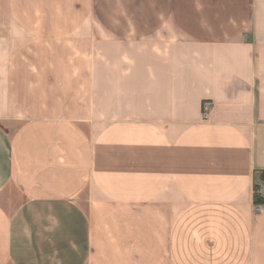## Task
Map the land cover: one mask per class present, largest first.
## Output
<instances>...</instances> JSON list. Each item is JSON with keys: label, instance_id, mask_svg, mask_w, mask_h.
Returning <instances> with one entry per match:
<instances>
[{"label": "crops", "instance_id": "obj_1", "mask_svg": "<svg viewBox=\"0 0 264 264\" xmlns=\"http://www.w3.org/2000/svg\"><path fill=\"white\" fill-rule=\"evenodd\" d=\"M263 173L264 0H0V264H264Z\"/></svg>", "mask_w": 264, "mask_h": 264}, {"label": "built area", "instance_id": "obj_2", "mask_svg": "<svg viewBox=\"0 0 264 264\" xmlns=\"http://www.w3.org/2000/svg\"><path fill=\"white\" fill-rule=\"evenodd\" d=\"M211 109V103L210 102H204L203 103V113L207 115ZM258 194L261 198H264V187L261 190H258ZM263 211V206L260 204H257L256 206V212L257 213H262Z\"/></svg>", "mask_w": 264, "mask_h": 264}, {"label": "trees", "instance_id": "obj_3", "mask_svg": "<svg viewBox=\"0 0 264 264\" xmlns=\"http://www.w3.org/2000/svg\"><path fill=\"white\" fill-rule=\"evenodd\" d=\"M262 177L264 178V173L262 174ZM258 190H259V187H256V193H255V202L256 203H260L261 202V198L258 194Z\"/></svg>", "mask_w": 264, "mask_h": 264}]
</instances>
